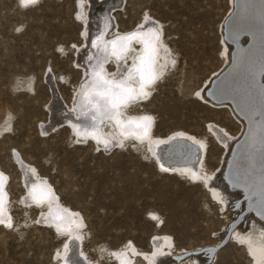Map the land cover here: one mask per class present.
Wrapping results in <instances>:
<instances>
[{
    "label": "rangeland",
    "instance_id": "1",
    "mask_svg": "<svg viewBox=\"0 0 264 264\" xmlns=\"http://www.w3.org/2000/svg\"><path fill=\"white\" fill-rule=\"evenodd\" d=\"M78 1L39 0L24 6L20 0H0V168L9 177L12 224L11 228L0 224V264H57L55 251L65 241L53 224L40 223L43 207L21 202L25 188L13 151L53 185L64 205L81 214L82 250L88 264H116L100 246L116 249L128 240L140 253L131 264H144L141 253H148L154 234L162 232L171 234L176 253L183 251L172 254L179 264L193 255L208 257L214 246L190 250L215 241L219 232L220 216L200 180L181 176L176 166L159 169L142 153L145 143L135 139L104 150L91 139L77 142L65 124L40 133L53 93L49 80L66 106L82 92L79 83L84 74L76 54L85 44L82 22L76 17ZM145 10L163 24L164 39L177 59L147 99L128 110L152 114L155 137L184 131L205 138L204 167L217 169L225 146L211 128L235 133L238 122L226 106L211 105L192 91L215 75L227 0H124L112 16L125 30L137 27ZM107 68L115 72L111 62ZM151 210L158 213L160 223L149 216ZM227 243L208 259L218 252L216 264H251L240 244Z\"/></svg>",
    "mask_w": 264,
    "mask_h": 264
},
{
    "label": "bare ground",
    "instance_id": "2",
    "mask_svg": "<svg viewBox=\"0 0 264 264\" xmlns=\"http://www.w3.org/2000/svg\"><path fill=\"white\" fill-rule=\"evenodd\" d=\"M227 3L228 13L220 26L221 44L217 67L214 71L215 75L210 77L211 79L199 83L192 91L196 97L206 100L211 105L226 106L230 115L238 122V130L235 133L229 132L226 128L217 130L210 127L216 133V140L225 146L221 150L217 169L204 167L205 138H197V136L194 137L195 135L191 136L184 131L176 130V132L173 131L174 133L171 132L172 134L169 133L170 135L166 138L155 137L153 135L154 116L149 112L131 113L128 110L131 104L147 99L155 83L175 66L172 61L174 60L176 63L177 54L166 44L163 24L152 20L148 13L149 10L142 12L137 27L125 30L118 28L112 13L117 7L123 6L124 0H79L77 2L76 17L82 22L83 43L85 44L83 48L77 50L79 52L76 54L78 55L77 63L82 67L84 74V80L82 79L83 81L79 83V91L82 92L78 91V98L76 96L74 101L66 106L57 94L53 81L47 78L53 93H51L50 100L46 104L47 117L40 124L39 130L45 135L65 124L69 126L74 140L84 143L91 139L95 142L96 147L104 148V150L120 146L121 142L124 144L128 139L145 143L144 147L141 148L142 153L148 158H153L159 169H162V165L163 167L167 165V167L176 166L174 169L181 176H185L191 181L200 180L206 189L209 201L216 206L220 216L219 232L215 235L216 240L194 246L190 250L204 246L216 247L221 240L228 241V243L236 242L242 246V250L251 264H264V207L261 205L259 195L260 139L264 133V105H262V86L260 85L261 82L264 83V74L261 76L264 72V0H227ZM234 8V14L224 25ZM146 16L150 18L148 21L145 20ZM142 25L143 27H141ZM149 27L155 28L160 33V41L157 43V54L148 66V70L160 78L145 89L150 93L148 96H137L135 100L129 101L126 107L122 105L121 124L118 125L114 120H102L98 112L89 111L91 107L89 100L100 98L91 92V81L95 79V73L102 68V75L109 81L123 80L127 71L134 66H139V58L146 55L144 40L150 36L147 34ZM137 31L146 33V35L131 42L117 40L118 37L127 36ZM244 33L246 35L238 41V38ZM113 41H116L118 47L121 44L125 45L126 50L121 54L120 59L113 53ZM228 41L234 42V45ZM249 41H251L249 46L242 48ZM105 48H107V53L104 51ZM234 48L237 51L232 54ZM59 49L62 50V47ZM232 59L234 61L232 67L212 85L213 89L209 93L211 98H208L206 90L211 86L212 80L227 68ZM110 62L114 65V73H111L107 68V64ZM193 77L188 80L187 87L192 83ZM133 87L138 90V83H133ZM197 92L200 93L199 96L196 95ZM220 99L230 100L231 103L215 104L213 102V100ZM257 114L259 120H256ZM92 115H96V120L91 119ZM142 117L151 118L148 122L147 135L141 134L140 130L136 128V123H128L129 121L140 122ZM247 126L246 135L237 144ZM178 139L195 146L192 150H197L198 155L192 159L193 163L184 165L175 162L165 163L174 154L176 144L172 145L171 142H176ZM98 140H107L109 142L108 147L105 148L102 142H97ZM181 149L183 150V147ZM231 155L232 158L229 160ZM198 156L200 158L197 164ZM13 157L23 176L26 195L24 194L21 202L27 206L43 207L40 223L53 224L58 235L65 237L63 244L55 251L54 258L57 264H88L89 260L82 250L84 220L81 214L60 201L53 185L47 179L40 177L33 165L21 160L16 151H13ZM227 168L228 175L226 174ZM0 173L3 174L0 177V220L7 224L9 221L11 222L8 210L9 195L6 190L9 177L2 168H0ZM235 184H239L246 193L251 194V197L239 203L237 207H235V203L243 197L244 193ZM205 207L208 208L206 202ZM244 209L252 210V212L247 214L243 222L235 228L234 226L229 227ZM149 216L151 218L155 216L156 223L161 222L160 216L154 210L149 212ZM229 229L232 230L229 232ZM154 236L149 252L141 253L145 259L144 264H179L180 262L175 261L172 254L179 255L183 251L175 252L176 248L171 234L162 232L155 233ZM214 247H211L209 251L207 250L210 257L215 252ZM100 249L110 254L115 259L116 264H131L139 253L134 243L129 240L116 249H111L105 244L100 246ZM73 250L75 258L72 257ZM217 253L212 260L204 254L193 255L181 264H216V259L219 256ZM94 264H99V261H95Z\"/></svg>",
    "mask_w": 264,
    "mask_h": 264
},
{
    "label": "snow or ice",
    "instance_id": "3",
    "mask_svg": "<svg viewBox=\"0 0 264 264\" xmlns=\"http://www.w3.org/2000/svg\"><path fill=\"white\" fill-rule=\"evenodd\" d=\"M21 4L24 6L32 5L37 2V0H20ZM150 18L145 17V20L148 21ZM143 27V25L141 26ZM147 34L150 36L144 40L145 43V52L144 57H140V65L134 66L133 68L127 71V75L123 80L119 81H109L102 75V68L95 73V79L91 81V92L94 96H99V99H90L89 105L91 106L89 111L98 112L101 119L114 120L117 124H121V107L127 106L129 101H133L137 96H148L150 93L145 91V89L154 83L156 79H159V76L154 75L148 70V66L153 62L154 57L157 54V43L160 41V33L155 30V28L149 27L147 29ZM146 33L142 32H133L127 36L118 37L117 40L131 42L133 40L139 39L142 36H145ZM126 50L125 45L121 44L117 46L116 41H113V53L117 55V58H121V54ZM107 53V48L104 49ZM167 51V49H166ZM173 65L175 61H172ZM132 82V83H130ZM133 83H138L139 88L133 87ZM197 96L200 95L199 92L196 93ZM261 99L262 105H264V86L261 87ZM96 115H92L91 119L96 120ZM151 120L150 117H142L140 122L129 121L128 123H136V128L140 130L142 135L148 134V122ZM95 128V126L93 125ZM5 131H10V128L5 129ZM182 135V134H181ZM98 143H103L105 148L108 147L109 142L97 141ZM120 146L123 147V143H120ZM201 147L203 145L201 144ZM260 152H261V175H260V185H259V195L262 207H264V133L261 135L260 139ZM163 171H168L167 168H163ZM0 173V177H2ZM251 175V172H249ZM153 219H156L153 216ZM5 223V221L0 220V224ZM7 227L11 228L12 224L9 221L6 224ZM59 228V225H57ZM242 243L244 241H241Z\"/></svg>",
    "mask_w": 264,
    "mask_h": 264
},
{
    "label": "water",
    "instance_id": "4",
    "mask_svg": "<svg viewBox=\"0 0 264 264\" xmlns=\"http://www.w3.org/2000/svg\"><path fill=\"white\" fill-rule=\"evenodd\" d=\"M234 12H235V8L233 9V11L231 12V14L227 17V19L225 20V22H224V25L226 24V21L234 14ZM246 35V33H244V34H242L239 38H238V41H240L241 40V37L242 36H245ZM230 44H232V45H234V42H232V41H228ZM250 42L251 41H249V42H247V44L245 45V46H243L242 48H245V47H247V46H249V44H250ZM237 51V49L236 48H234L233 50H232V54H234L235 52ZM233 63H234V61H233V59L231 60V62H230V64L227 66V68H225L217 77H215L213 80H212V82H211V86L206 90V96L208 97V98H211L210 97V95H209V93L211 92V90L213 89V84L216 82V81H218L231 67H232V65H233ZM264 74V72L261 74V76ZM260 85L261 86H264V83H260ZM213 102L215 103V104H222V103H231V101L230 100H224V99H220V100H216V101H214L213 100ZM256 120H259V115L257 114L256 116ZM242 119H243V117H242ZM247 130H248V126L247 127H245V130H244V132H243V134H242V136H241V138L237 141V144L244 138V136L246 135V133H247ZM183 144H182V143ZM172 143V145H175L176 144V147H174L175 149H174V154L169 158V161L168 162H165V163H173V162H175V163H177V164H179V165H184V164H190V163H193V161H192V159H194V157L195 156H197L198 155V152H197V150H192L195 146L193 145V144H190L189 142L188 143H186L185 141H182V140H180V139H178V140H176V142H171ZM236 144V145H237ZM171 145V144H170ZM171 145V146H172ZM236 145H235V147H236ZM185 146H187V148H185ZM181 147H183V150L181 149ZM235 149V148H234ZM232 158V155H231V157L229 158V160ZM172 160V161H171ZM229 164V163H228ZM228 173V168H227V172H226V174ZM228 175V174H227ZM236 185V187H238V188H240V189H242L243 190V193H244V195H243V197L241 198V199H239V200H237V202L235 203V207H237V205L239 204V203H241V202H243L244 200H247L249 197H251V194L250 193H246L245 192V189H243L239 184H235ZM250 212H252V210H247V209H244L243 211H241L240 212V214L239 215H237V217H236V220H234L233 222H231V224H230V226L229 227H231V226H234V228L239 224V223H241V222H243V220L245 219V216L247 215V214H249ZM264 219V218H263ZM232 229H229V232L231 231ZM224 244V240H221V243L218 245V246H216V247H214L215 248V250H217V248L220 246V245H223ZM72 257H76L75 256V252H74V250L72 251ZM209 258H211L210 256H208Z\"/></svg>",
    "mask_w": 264,
    "mask_h": 264
}]
</instances>
